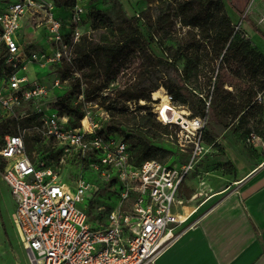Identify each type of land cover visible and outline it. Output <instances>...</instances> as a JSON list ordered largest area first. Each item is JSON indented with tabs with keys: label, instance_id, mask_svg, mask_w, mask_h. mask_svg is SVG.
I'll use <instances>...</instances> for the list:
<instances>
[{
	"label": "built area",
	"instance_id": "built-area-1",
	"mask_svg": "<svg viewBox=\"0 0 264 264\" xmlns=\"http://www.w3.org/2000/svg\"><path fill=\"white\" fill-rule=\"evenodd\" d=\"M54 8L52 0H12L0 11V47L6 50L0 77V116L17 125L14 134L0 136V177L15 202L12 223L30 264H156L192 228L177 232L186 218L174 209L186 178L209 152L204 143L208 118L191 116L162 89L165 98L151 112L163 125L176 127L170 143L189 158L171 166L159 160L135 166L128 144L104 128L91 112L74 123L60 117L43 102L50 95L48 86L25 75L30 66L69 60L65 26ZM85 12L84 6L76 4L69 14L73 43L80 38L77 26ZM28 15L35 27L46 33L52 44L50 53L28 50L20 34ZM128 106L133 110L135 103ZM32 117L38 122L28 129L52 141L54 154L60 150L64 156L77 155L79 174L74 186L59 180L62 159L28 154L20 123ZM86 164L92 181L84 172ZM105 188L119 201L115 206L100 207L104 220L99 218L93 224L90 200Z\"/></svg>",
	"mask_w": 264,
	"mask_h": 264
},
{
	"label": "trees",
	"instance_id": "trees-1",
	"mask_svg": "<svg viewBox=\"0 0 264 264\" xmlns=\"http://www.w3.org/2000/svg\"><path fill=\"white\" fill-rule=\"evenodd\" d=\"M52 1L58 9L76 5L75 0ZM152 1L153 5L132 17L119 11L116 21L101 11L89 15L86 9L82 22L90 16L91 31L76 43L66 36L69 60L49 65L65 84V93L54 98L49 95L43 102L74 123L86 115L74 100H97L109 117L108 131L128 144L135 166L148 160L165 161L174 152L166 148L174 126L163 125L150 107L140 105L151 102L154 91L161 88L193 117L209 118L210 111L217 112L228 122L227 127L237 124L243 138H263L264 55L237 31L228 13L229 7L248 23L245 8H239L236 0ZM153 43L161 55L153 51ZM27 48L33 50L34 46ZM5 53L1 46L0 77ZM224 71L233 77L242 73L240 82L245 88L233 83V78L222 80ZM121 79H125L122 84ZM128 103H135V108L131 110ZM36 122L37 117H32L21 123L31 128ZM11 123L0 116L2 138L15 133ZM32 132L33 136L26 137L28 154L52 160V141ZM204 142L217 146L206 135ZM89 168L84 165L86 175L91 174Z\"/></svg>",
	"mask_w": 264,
	"mask_h": 264
},
{
	"label": "rangeland",
	"instance_id": "rangeland-1",
	"mask_svg": "<svg viewBox=\"0 0 264 264\" xmlns=\"http://www.w3.org/2000/svg\"><path fill=\"white\" fill-rule=\"evenodd\" d=\"M6 1L10 0H0V3ZM145 1V6L140 5L141 0H75V3L84 6L90 13L89 15H91L92 12L101 11L109 18L116 21L119 16V11L121 10L128 16L132 17L154 4L152 0ZM253 2L254 0L250 2V9H252V7L254 6ZM64 10L65 16L69 15L71 12V9ZM59 11L60 10L58 8H54L56 16H58ZM249 11L250 10H248L247 12L248 14ZM230 14L234 17L233 22L237 27V31L242 33L245 39H249L245 30H243L240 18H236L231 12ZM68 24H65L64 32L65 35L72 38V36H74V30L73 27H69ZM77 27L79 29L78 33L80 37L86 33H89L91 31L90 16H88L87 21L82 22ZM20 34L21 37H23L26 46L33 45V50L39 52L40 55L42 52L50 53L52 51V44L47 39L46 33L44 32V30H39L35 27L34 20L32 17H30V15L26 16L23 19ZM152 47L153 51L157 55H161L160 50H158L154 43L152 44ZM256 49L264 55V50L258 48ZM232 67L236 66L233 65ZM54 72V67L49 68V66L42 67L40 65H34L29 67V70L25 73V75H27L30 80H38L39 82L46 84L50 88V90L52 89L50 91V96L53 95L54 98L58 97V95H63L66 90L65 84L60 82L58 75ZM242 77V73L239 76L235 77L231 76V74L227 71H224L222 74V80L224 78L228 81H231L233 78V83L238 84L239 87L242 86V88H245V86H243L240 82V79ZM121 80V84L124 83L125 79ZM56 81H59L58 85H56ZM162 89L165 90L164 88L159 89L158 91H160V95L158 97L153 98L155 97L154 95L152 96L151 102L147 103L143 101L142 103H140V105H147L148 107L153 109V107L162 103L165 98ZM228 89L230 91H233V88ZM74 103L75 105H80V109L85 113L91 112L97 118V121L103 125L104 128H110L108 123L109 117L104 116V110L98 107L97 100L90 101L85 97H80L78 99H75ZM50 112L52 113L53 111ZM74 117L75 116H73V119ZM227 123L228 122L220 117L217 112L212 113V111H210L205 135L206 137H208V139H213L215 141L214 143H216L217 146H214V144L211 146L206 145V143L204 142L206 147L210 149L208 154L199 162V164H197L184 186L182 197L185 203H190L191 197L193 195H197L196 201H200L202 199L206 200L213 193L220 192L221 190L227 188V186H233V183L229 181L235 177L236 169L233 164L234 162H232L233 159H237L239 157L245 160L251 167L255 166V162L257 161H264V137L261 138L255 135L254 140L252 139V136L245 139L241 135L242 132L236 129L237 124L233 127H227ZM11 126L16 127L17 125L11 123L10 127ZM20 126L25 129L27 138L34 135L32 134V130L28 129L25 123H20ZM171 130L176 129L171 128ZM175 133H173L174 136ZM44 144L45 143L43 142V145ZM166 148L174 151L172 155L168 156V158H166L165 160L169 162V166L178 163H184L189 158L187 153L180 152L178 146L175 143H169V146H167ZM57 149L60 148L57 146ZM57 153V155L52 153V157L55 160H63V162H61L60 171L58 173L59 180L65 182L70 186H74L76 178L79 174L77 155L73 154L72 156H64L62 153L60 154V150H57ZM89 174L90 173L87 172L86 176H88ZM90 180L92 181V179ZM101 191L102 192L94 197L93 208L89 213L92 218L93 224H97L100 219L104 220V217L101 216L99 211L100 207L107 208L109 204L111 206H115L119 201L117 196L113 195V191L111 189L105 188ZM119 192L120 187L118 186L116 193L118 194ZM13 204L14 203L10 189H8L7 185L2 180H0V264H30L28 255L20 242L17 228L11 222L10 215L13 211ZM1 219H3L4 221H2Z\"/></svg>",
	"mask_w": 264,
	"mask_h": 264
},
{
	"label": "crops",
	"instance_id": "crops-1",
	"mask_svg": "<svg viewBox=\"0 0 264 264\" xmlns=\"http://www.w3.org/2000/svg\"><path fill=\"white\" fill-rule=\"evenodd\" d=\"M144 1L141 0V6L146 5ZM251 1L236 0L239 8H245L248 23L229 7L228 13L232 20L234 17L230 12L240 18L253 46L264 50V37L252 26L264 34V0H254L250 9ZM8 3H0V11ZM59 10L58 17L65 26L69 15L65 16L64 8ZM232 162L236 169L235 177L229 181L233 186H227L201 202L196 201L197 195H193L190 203H185L182 194L191 174L186 178L174 213L186 218L177 232L192 228L186 230L156 264H264V161H257L252 167L239 157ZM13 203L10 216L15 210L14 199Z\"/></svg>",
	"mask_w": 264,
	"mask_h": 264
},
{
	"label": "bare ground",
	"instance_id": "bare-ground-1",
	"mask_svg": "<svg viewBox=\"0 0 264 264\" xmlns=\"http://www.w3.org/2000/svg\"><path fill=\"white\" fill-rule=\"evenodd\" d=\"M154 93H155V94H154V95H155V98L158 97V96L160 95L159 92H155V91H154ZM175 114H176V113H175Z\"/></svg>",
	"mask_w": 264,
	"mask_h": 264
}]
</instances>
